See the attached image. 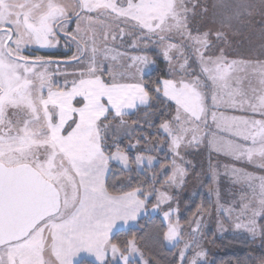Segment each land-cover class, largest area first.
I'll list each match as a JSON object with an SVG mask.
<instances>
[{"label": "snow or ice", "instance_id": "1", "mask_svg": "<svg viewBox=\"0 0 264 264\" xmlns=\"http://www.w3.org/2000/svg\"><path fill=\"white\" fill-rule=\"evenodd\" d=\"M212 8L220 27L194 32L199 0H0V264H160L137 235L150 213L171 264H209L205 215L264 240V174L225 163L224 200L211 163L264 173V62L225 54L241 27L264 40V0L258 27L251 0ZM157 57L167 72L151 79ZM190 149L209 154L215 201L182 223Z\"/></svg>", "mask_w": 264, "mask_h": 264}, {"label": "rangeland", "instance_id": "2", "mask_svg": "<svg viewBox=\"0 0 264 264\" xmlns=\"http://www.w3.org/2000/svg\"><path fill=\"white\" fill-rule=\"evenodd\" d=\"M251 2L256 6V14L253 17L254 23L257 24L262 19L260 15V0H251ZM199 3L201 5H205L208 7V12L204 13V16L202 20H197L196 28L193 26L195 25V21H193L194 18L190 20V27L195 32L197 29L200 31H215L219 28V25L217 26L216 22H213L208 19L209 14L213 11L212 5L214 4L213 1L210 0H199ZM214 39V37H213ZM230 41L231 43L228 45H225V54L226 56L231 59H237V60H245V61H252V62H264V40H262L259 36L258 31L254 32L253 30L246 27L245 33L243 35H230ZM251 47V48H249ZM242 49V50H241ZM245 49L247 54L243 55L245 53ZM238 50L240 51V54L237 53ZM244 50V52H243ZM47 51H61L65 53V50L63 47H59L57 49H51ZM230 52V53H228ZM243 52V53H242ZM238 114V113H237ZM187 159L191 160V165L189 166V174L186 180L185 185L181 189L173 190V195L176 197V201L179 203L180 207V216L182 223L185 220H188L192 216L189 217V210L192 208L193 202L195 198H197L199 195H209L207 192V184L209 183V177L207 175V171L209 168V154L205 150L196 151L194 149H190L187 153ZM211 163L213 165H216L219 167V171L221 175L219 176V187L221 191V195L224 200H230L231 199V191L235 189L237 186L233 185L231 183L230 177L224 175V168L223 165L225 163L228 164H236L237 167H243L247 171L256 172L257 174H264L261 173L260 169L254 168L251 165L248 164H241L234 161H230L227 158L224 157H215L214 155L211 158ZM117 167V166H116ZM211 206L215 201V195H211ZM175 202V201H174ZM159 216L162 219V213H150L148 216L144 217V221H147L148 219ZM203 224L205 225L202 229L204 232L203 237V247L208 253V260L211 261V254L216 252L215 243L214 246L211 244L213 240H215L216 237L223 238L224 234H231V235H243L244 237L249 238L254 242L255 245H258L261 238L257 237L253 239L249 234L243 231H235L233 229H229L228 232L220 234L216 231V220L215 216L209 217L208 215L204 216ZM187 227V225H185ZM212 236V239H208V237ZM214 236V237H213ZM172 248L171 246H168Z\"/></svg>", "mask_w": 264, "mask_h": 264}, {"label": "trees", "instance_id": "3", "mask_svg": "<svg viewBox=\"0 0 264 264\" xmlns=\"http://www.w3.org/2000/svg\"><path fill=\"white\" fill-rule=\"evenodd\" d=\"M210 1H213L215 3V0ZM213 11L209 14L208 19L216 22L218 26L219 23L214 17ZM204 16H206L204 15V13H198L196 18L193 19V21H195V25L193 26L194 28H196L197 25L196 21L202 20ZM245 30L246 27H241L240 33L238 35H243L245 33ZM246 50L247 49H245V53H243V50V55L247 54ZM237 53L240 54V51L238 50ZM51 55L53 57H56L55 54ZM166 72V63L162 58L157 57V64L155 65L151 79H155L158 76H163L166 74ZM123 143L126 144L127 141L125 140L123 141ZM122 183H125V174L121 172L118 166H113L112 171L109 175L110 187L118 188ZM210 201L211 197L208 195H199L197 198H195L192 208L189 210V217L193 215L198 205L203 204L204 207H211ZM161 222L162 219L159 216H154L147 221H144L143 219L141 221L142 227L139 228L137 235L144 237V239L140 241L141 244H147L151 248L152 253L160 260V264H171L172 260L174 259V253L176 252V249L170 248L168 246L157 248L152 244L157 233L159 232ZM222 237L223 238L216 237L215 240L211 242L213 246V243H215L214 247H216V252L214 251V253L211 254V261L209 262V264H243V261H245L250 255L264 254V240L262 239L260 240L258 245H255L252 240L244 237L243 235H231L228 233L224 234V236ZM120 238L123 239L124 236L122 235ZM208 239H212V236L208 237Z\"/></svg>", "mask_w": 264, "mask_h": 264}, {"label": "flooded vegetation", "instance_id": "4", "mask_svg": "<svg viewBox=\"0 0 264 264\" xmlns=\"http://www.w3.org/2000/svg\"><path fill=\"white\" fill-rule=\"evenodd\" d=\"M50 54H55L56 57L54 58H58V57H61V56H64L65 53L64 52H61V51H49Z\"/></svg>", "mask_w": 264, "mask_h": 264}]
</instances>
